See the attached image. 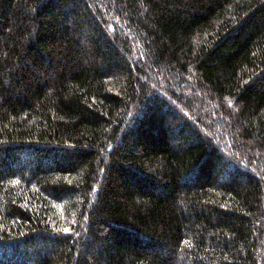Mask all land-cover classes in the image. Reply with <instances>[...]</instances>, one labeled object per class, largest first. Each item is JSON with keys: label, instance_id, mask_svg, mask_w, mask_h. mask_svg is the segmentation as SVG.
I'll return each mask as SVG.
<instances>
[{"label": "trees", "instance_id": "1", "mask_svg": "<svg viewBox=\"0 0 264 264\" xmlns=\"http://www.w3.org/2000/svg\"><path fill=\"white\" fill-rule=\"evenodd\" d=\"M0 264H264V0H0Z\"/></svg>", "mask_w": 264, "mask_h": 264}, {"label": "snow or ice", "instance_id": "2", "mask_svg": "<svg viewBox=\"0 0 264 264\" xmlns=\"http://www.w3.org/2000/svg\"><path fill=\"white\" fill-rule=\"evenodd\" d=\"M64 231H69V229L65 228Z\"/></svg>", "mask_w": 264, "mask_h": 264}]
</instances>
